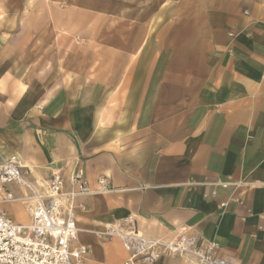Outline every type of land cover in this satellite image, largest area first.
Masks as SVG:
<instances>
[{"label": "crops", "instance_id": "crops-1", "mask_svg": "<svg viewBox=\"0 0 264 264\" xmlns=\"http://www.w3.org/2000/svg\"><path fill=\"white\" fill-rule=\"evenodd\" d=\"M86 12L78 41L73 19L34 37L0 19V163L14 156L38 182L83 170L82 264L123 263L120 240L96 231L126 217L264 264V0H88ZM19 199L0 209L24 224Z\"/></svg>", "mask_w": 264, "mask_h": 264}, {"label": "built area", "instance_id": "built-area-1", "mask_svg": "<svg viewBox=\"0 0 264 264\" xmlns=\"http://www.w3.org/2000/svg\"><path fill=\"white\" fill-rule=\"evenodd\" d=\"M22 168L14 156L0 163V202L19 199L8 188L17 184L24 189L19 200L29 214L27 223H17L0 209V264H82L89 248L77 243L74 199L92 191L83 170L77 168L67 178L53 171L38 182L27 180ZM98 183L108 189L106 177H99ZM96 234L120 240L129 252L122 264H147L168 256L185 257L189 264H234L218 253L214 241L183 231L172 239L146 236L130 217L109 223Z\"/></svg>", "mask_w": 264, "mask_h": 264}, {"label": "rangeland", "instance_id": "rangeland-1", "mask_svg": "<svg viewBox=\"0 0 264 264\" xmlns=\"http://www.w3.org/2000/svg\"><path fill=\"white\" fill-rule=\"evenodd\" d=\"M86 11H88V0H0V19L14 17L20 23L10 26L12 32L17 34L23 32L33 37L39 28L41 30L53 29V23L56 31L60 32L61 28L67 27L66 22L73 19L76 21V32L70 39L81 40L82 36L79 31L84 29ZM53 18L56 20L53 21ZM61 35L65 36L62 33ZM15 201L17 200L10 202ZM99 238L106 240L109 237Z\"/></svg>", "mask_w": 264, "mask_h": 264}, {"label": "bare ground", "instance_id": "bare-ground-1", "mask_svg": "<svg viewBox=\"0 0 264 264\" xmlns=\"http://www.w3.org/2000/svg\"><path fill=\"white\" fill-rule=\"evenodd\" d=\"M14 201V200H13Z\"/></svg>", "mask_w": 264, "mask_h": 264}]
</instances>
